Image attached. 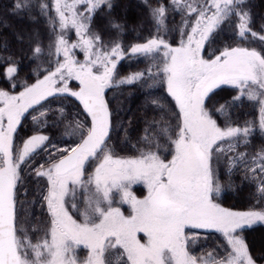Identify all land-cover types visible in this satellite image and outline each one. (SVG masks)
<instances>
[{
	"label": "snow or ice",
	"instance_id": "1",
	"mask_svg": "<svg viewBox=\"0 0 264 264\" xmlns=\"http://www.w3.org/2000/svg\"><path fill=\"white\" fill-rule=\"evenodd\" d=\"M142 2L156 35L126 49L119 39L125 26L117 19L107 21V27L117 34L107 44L93 28L101 9L111 13L113 0H52L51 4L44 0H14L15 14L34 8L47 18L54 32L58 22V33L48 45L49 55L56 60L44 69L42 78L34 83L21 82L22 90L18 92L0 88V264H257L244 232L264 226V147L250 157L237 147L247 146L256 128L264 133V23L259 31L253 30L249 0H168L167 4L156 0L155 7L148 0ZM53 10L54 17L49 15ZM170 10L180 16L177 46L160 35L161 31L168 32ZM228 24L235 38L259 43L260 49L225 45L206 58V46L211 49L222 27ZM70 28L78 37L75 43L67 39ZM0 47L7 52L6 43ZM75 49L83 52V61L76 58ZM43 51L37 42L31 50L32 58L39 59ZM126 56L159 59L160 63L117 80V65ZM0 66L4 68L0 75L15 90L19 62L12 55L0 56ZM145 76L153 80L149 87L166 86L178 108L175 127L164 124L158 128L159 135L171 146V159L153 150H140L135 157H119L109 147L113 110L105 98L106 89L136 84ZM73 81L78 82L75 89L70 86ZM221 86H230L237 95L217 101L209 110L206 102ZM242 97L256 102L259 119L233 126L227 120L228 105ZM68 98L78 102L79 111L88 119L85 122L73 117L70 124H65L61 133L64 146H59L39 130L49 127L51 109L44 102ZM152 104L163 110L158 99ZM30 109L39 115H31ZM55 111L63 119L51 127H59L68 119L63 106ZM26 113L38 130L17 148L16 136ZM214 116L225 117L224 125ZM156 124L154 121L149 127ZM142 140L156 149L162 147L148 129ZM41 152L47 153L45 163L32 168ZM229 152L235 155L227 157L228 172L247 165L245 178L256 181L259 207L236 211L214 202V194L221 191L215 166L221 155ZM90 161H95V168L85 179ZM22 174L46 179L40 207L48 219L35 243L29 229L18 221ZM138 183L147 186L143 199L131 191ZM78 190L87 196L81 221L70 214L67 206L77 207ZM114 192L121 204L129 206V215L113 207ZM69 197L70 201L66 199ZM31 229L36 231L34 225ZM211 232L222 234L226 240V254L221 258L212 252L197 255L191 250L207 240L206 234ZM141 233L146 237L144 242ZM81 246L87 249L83 259L77 255Z\"/></svg>",
	"mask_w": 264,
	"mask_h": 264
},
{
	"label": "trees",
	"instance_id": "2",
	"mask_svg": "<svg viewBox=\"0 0 264 264\" xmlns=\"http://www.w3.org/2000/svg\"><path fill=\"white\" fill-rule=\"evenodd\" d=\"M166 4L168 0H165ZM13 2L14 0H0V44H7V52L0 47V56L12 55L18 62L20 66V71L18 73L19 80L17 82V87L15 90L11 89L9 83L4 79L3 75H0V88L18 92L22 90L21 82L34 83L35 80L39 77L42 78L44 74V69L54 65L56 57L54 55H49L48 45L53 43L56 32L50 27L47 18L37 14L36 9H32L30 12H20L15 14L13 12ZM35 2V0H34ZM50 15V13H49ZM32 17H35L33 19ZM35 26V28H34ZM47 33H50L49 36H43ZM52 35V36H51ZM55 35V36H54ZM39 42L40 46L44 49L43 54L39 59H33L31 55V50L35 44ZM224 45V40H220V46ZM135 70V69H123L118 72L116 79L119 80L124 78L131 73L145 71ZM154 71L156 69H153ZM4 68L0 66V73H3ZM153 80L145 76L144 80L132 84L130 86L122 84L114 86L115 93L114 95L119 100L121 95L125 98V103H122V110L124 116L128 119H131L132 130L125 139L124 157H135L140 154V150H150V148L156 149L153 145H147L142 140L144 131L148 129L149 125L152 124L153 120L157 121V117L154 115L153 118H146L143 114L145 112L144 108L146 106V100H148L149 92L151 91V85ZM225 92L219 93L218 101L231 100L226 98ZM140 98L144 102H140L139 105H136V99ZM51 99V98H50ZM116 99V100H117ZM247 97H242L241 100L236 101L228 105V116L227 120L229 123L235 126H243L247 121H257L259 119V110L255 108L256 104H252V101H249ZM73 99H62L54 100L51 104L44 102L45 107L51 109L48 112L47 121L53 122L55 114H58L55 110L63 106L67 113L70 112L71 107L78 109V103ZM146 101V102H145ZM72 105V106H71ZM137 106V109L135 107ZM39 107V106H37ZM31 115L39 114L36 111L29 110ZM31 115L25 114L23 119L22 128H20L19 137L20 140L27 139L34 132L30 129L31 125ZM56 119V118H55ZM221 123L225 122V117L219 116ZM61 128L54 127L49 128L51 132L59 134ZM143 130V131H142ZM32 131V132H31ZM257 141V149L264 147V133H262L259 128H256L251 136L249 137L250 142L253 140ZM114 141V137H112ZM161 136L157 141L162 146L160 142ZM255 142H253L254 144ZM136 146H141L142 148L136 149ZM35 158L39 161V156ZM34 168L33 166H31ZM240 171H235L229 176L219 174V184L221 185V191L219 195H215V200L218 201L220 205L226 208L234 210H247L250 207L256 206L258 204V194L256 192V183L247 180ZM24 175V184L23 189L20 193L19 200L23 199V192L27 199L33 200L38 199L37 193L40 187L39 179H35L34 174H22ZM25 199V197H24ZM18 204V221H20ZM78 209L83 211L81 203H78ZM78 215V214H77ZM79 216V215H78ZM81 218V216H79ZM244 236L247 240V243L251 249L252 255L257 259V264H264V259L261 257L264 256V226H255L252 229L245 230Z\"/></svg>",
	"mask_w": 264,
	"mask_h": 264
},
{
	"label": "rangeland",
	"instance_id": "3",
	"mask_svg": "<svg viewBox=\"0 0 264 264\" xmlns=\"http://www.w3.org/2000/svg\"><path fill=\"white\" fill-rule=\"evenodd\" d=\"M134 1L139 2L142 0H113L114 7H113L110 14L107 12L106 9H101L96 14V17H95L94 22H93V28L100 33L102 40L105 44H107L110 40L117 38V34L113 30H111L110 28L107 27L108 19H113V18L117 19L120 23H122L125 26L124 27L125 30L122 34H120L119 39L123 42L126 49L130 45H133L135 43L144 42V40L146 39L148 34L156 35V29H155L154 23H153V26H148L149 29L147 31L142 30L145 28L146 15H142V18H140V19H142V23H139V20H136V25L132 24L133 18L131 16H129L128 19L126 18V20H124V18H122V19L120 18V11L121 10L118 8L119 6H117V5L119 3H123V2H134ZM44 2L51 4L52 0H44ZM165 4H166V1H165ZM50 15L54 17V10L52 12H50ZM122 16H125V12ZM223 27H225V26H223ZM34 28H35V26H34ZM167 29H168V32L166 35H170V36H165V33L163 31L160 32V35L165 36V38L173 46H177L178 42H179V34H177V35L175 34V36H174L171 33L172 27L168 28V26H167ZM134 31H135V33L133 34ZM146 32H147V34H146ZM56 33H58V22H57ZM130 33H131V35H130ZM49 35H50V33H47L43 36H49ZM66 35H67V39L69 40L70 43H75L78 39L74 29H71V28L68 29ZM226 38H227V36H217L216 37V43H214L212 45L211 49L207 48V46H206V49H205L206 58L208 57V55L212 51H214V48L220 46V40L221 39L224 40V45L220 46V48L225 46L227 44ZM233 45H236V42H234ZM238 45L240 46L239 42H238ZM74 52H75L76 58L78 60H81V61L84 60V54L81 50L75 49ZM120 62H122V60ZM120 62H119V64H120ZM117 74H116V76H117ZM152 84L153 83H151V85ZM77 85H78V82L73 81L70 86L75 89V88H77ZM124 85L130 86L128 84H122V86H124ZM111 89H106L105 98L110 103L116 104V106H114V108H116V110H114V114H115L114 131H113V137L115 139L114 144L116 146L118 144H120L121 146H124L126 144L125 139H127V136L129 135V133L132 130L131 119H128L126 116H124L122 114L123 113V110H122L123 104L122 103H125V98L121 95V97H119V100H118L117 97L114 95V93L110 92ZM224 92L227 96H229V95L231 96V94H229L228 92H226V91H224ZM71 99H73L72 101H74V98H70V100ZM116 99H117V102L114 101ZM154 99H158L163 106L165 104V108L163 110L156 107L157 108L156 111L158 112L157 121L156 120L152 121V122H154V121L157 122L156 126L151 127V128L148 127V131H152L151 134L155 135L156 139L158 140V138H159L158 128L159 127L163 126L164 124H167L168 126H170L172 128L175 127V125L177 123L176 116L178 113V108L175 106L174 99L171 98L167 94L166 86H164V85L156 84L154 87H151V91L149 92L148 100L152 102V100H154ZM206 103H207V107L209 108V110H212L211 102H206ZM254 107L258 109L257 104ZM34 115L38 116L39 114H34ZM55 115H56L55 116L56 119L54 118L53 122L48 121V124H49L48 128H40L39 130L43 131L44 134L49 135L52 138L53 143H57L59 146H64L61 133H63L65 131V124H70L73 117L80 119V120H83L85 122L87 121V118L84 115V113L79 111V107H78V109H76L73 106V107H71V110L68 113V119L63 120V123L60 124L59 128H61V129L59 130V134L57 135L55 133L56 131L51 132L49 130V128H51V129L54 128V127H51V125L53 123L59 121V120H62L63 118L60 117L59 114H55ZM214 118L217 119V122L220 123L221 126L224 125V123H221L219 116H214ZM22 124H23V122H22ZM233 126H235V125H233ZM22 127L23 126H21V129L23 130ZM30 129L34 132L33 134H35L38 130L37 125L33 121L31 122ZM19 131L20 130H18L16 140H15V145L17 148L21 147V141L23 140V139L20 140L21 138L19 137V135H20ZM257 141L258 140L254 139L247 146L240 144L237 147V151L246 152L249 154V157H250L251 155L255 154L256 152H258L260 150V149L256 148L257 147ZM263 141H264V139H263ZM160 142L163 143L162 140H160ZM253 142H255V143L253 144ZM112 143H113V140H112L111 144L109 145V147L112 145ZM158 143H159V141H158ZM111 150L115 151V150H117V147L111 148ZM150 150H153V148H150ZM170 152H171V146L167 143L166 138H165V159H171ZM114 155L119 156V157H123L124 154H123V152L118 151ZM233 155H235V153H233V152L227 153V156L221 155L219 164L215 166L218 169V175L222 174V175L229 176V174H232L235 171H240L243 173L242 175L245 177V168L247 167V165H244V164H241L238 168L233 169L231 171V173L228 172L227 157H230ZM37 156H39V161L34 159L33 164L31 165L34 168L38 164H44L45 163V157L47 156V153L41 152ZM35 158H37V157H35ZM45 167H47L46 164H45ZM94 168H95V161H90L89 164L86 165L85 179H87V177L92 174V172L94 171ZM250 175L251 174H249V176ZM36 178L37 177H35V179ZM247 180H250L251 182L256 183V181H254L252 179H247ZM39 183H40V187H39L37 197H36V198H39V200L38 199H33V200L27 199L26 196L24 195L25 193L23 192V199L20 200V206H19V208H20L19 209L20 225L24 228L29 229V235H30L33 243H35L37 241V239L42 235V232H40L39 229L46 226V221L48 219L47 215L43 213V209L40 207V205L42 203V201L40 200V194H41V192L46 193V179L40 178ZM131 191L135 195L137 194V196L139 197L138 199H143L147 195V186L145 184H142V183L134 184L131 187ZM24 197H25V199H24ZM66 199L70 201L71 197L66 198ZM86 199H87V196L84 195L83 191L78 190L77 195H76V200H75L77 207L72 208V207H70V205H67V206H69V211L77 210L79 202L81 203L83 210H84L85 206H86L85 205ZM213 199H214V202L218 203V201L215 200V194L213 196ZM113 207H119V208L128 209V210L130 209L127 204H121L120 203L119 195H117L115 192L113 193ZM232 210H234V209H232ZM236 211H240V210H236ZM129 214H130V211L127 213V215H129ZM33 225L35 226L36 231H33L31 229V226H33ZM139 235H140L141 241L144 242L146 240V237L144 236V234L141 233ZM206 235L208 237L207 240H201L197 245H194L192 247L191 250L193 251V253L197 254V255H206L208 252H212L213 255L216 256L217 258L223 257L226 254L225 250L227 248V243H226L225 238L222 236V234L217 233V232H211V233H207ZM77 255L79 256V258L83 259L84 255H87V249H84L83 246H81L77 250Z\"/></svg>",
	"mask_w": 264,
	"mask_h": 264
},
{
	"label": "flooded vegetation",
	"instance_id": "4",
	"mask_svg": "<svg viewBox=\"0 0 264 264\" xmlns=\"http://www.w3.org/2000/svg\"><path fill=\"white\" fill-rule=\"evenodd\" d=\"M163 2L165 3V0H163ZM148 3L150 5H152L153 7L156 6V0H148ZM249 3H250V6H251V12H252V15H253V30L259 31L260 25L262 23H264V0H249ZM117 6H119L118 8L122 11V12L120 11V18L121 19L124 18V20H126V18L128 19L129 16H131L133 18L132 19V24L136 25V20H139V23H142V19H140V18H142V15H146L145 28L142 29V30H146L147 31L149 29L148 26H153V21H152V19L149 16L148 8L145 7V5L143 4L142 1H139V2H137V1H134V2H123V3H119ZM124 12H125V16H122L124 14ZM179 24H180V16L177 13L172 12L170 10L169 14H168V19L166 21V25L168 26V28L172 27L171 33L174 36H175V34L176 35L178 34L176 29L179 27ZM124 30H125V28H124ZM134 33H135V31L133 32V34ZM146 34H147V32H146ZM130 35H131V33H130ZM153 35L154 34H148L146 39L150 38ZM165 36H170V35H166L165 34ZM217 36H227V38H226L227 39V41H226L227 44L226 45L237 46L238 42H239L240 46L255 47L258 50L260 49L259 43L248 44V43H244V42L239 41L238 38H235L234 29L231 26V24H228V25H225V27H222L221 31L219 32V34ZM234 42H236V45H233ZM217 48H220V46L214 48V51ZM159 62H160L159 59L153 60L151 58L144 57V56H126L125 59L122 60V62H120V64H118L117 69H116V73H115V78L117 77L116 74L118 72H120L121 70H123V69H126V70L127 69H132V70L133 69H135V70H139L140 69V70H143V69H148L150 67H153L154 64H159ZM153 69H155V68H153ZM109 89H111V88H109ZM114 89L115 88L112 87L110 92L111 93H115ZM224 91H226L229 94H231V96L230 95L229 96L225 95L227 99H229V97L231 99L233 96L237 95V92L234 89H232L230 86H221L220 89H216L215 93L213 95H211L210 102H211L212 109H213L214 106L217 105V101L219 100V96L217 97V95L219 93H221V92H224ZM136 100H137L136 101V105H139L140 102H144L140 98H137ZM114 101L117 102V100H114ZM146 101H145L146 102V106L144 108L145 112L143 113L145 115V117L146 118H148V117L149 118H153L154 115L157 117L158 116V112L156 111V109H157L156 106L153 105L151 101H149V100H146ZM252 102H253L252 104H256V102H254V101H252ZM109 106H110V109L113 110V130L111 131L110 140L108 141V143L110 145L111 144V139L113 137V131H114V121H115L114 110H116V108H114V106H116V104L109 102ZM164 108H165V104L163 106V109ZM135 109H137V106L135 107ZM122 114L124 115V113H122ZM151 132L152 131H148L149 135H152ZM143 133L145 135V131ZM161 140L163 142L162 143V147L160 149H158V150H154L153 149V151H158V153L161 155V157L165 158V138L161 136ZM114 143L115 142L113 141L112 145L110 146V149L117 147V150L113 151V154H116V152H118V151L119 152L121 151L124 154L125 147L121 146L120 144H118L116 146ZM140 148H142V147L141 146H136V149H140ZM123 157H124V155H123ZM135 196L137 198H139L137 196V194ZM120 209L126 216H127V213L130 211V209L129 210L128 209H123V208H120ZM78 210L79 209H77L75 211L71 210L69 212H70V214L73 215V217L75 219H77L78 221H81L83 218L80 215V212H82V211L81 210L78 211ZM77 214L79 216H81V218ZM85 256L86 255H84V257Z\"/></svg>",
	"mask_w": 264,
	"mask_h": 264
},
{
	"label": "water",
	"instance_id": "5",
	"mask_svg": "<svg viewBox=\"0 0 264 264\" xmlns=\"http://www.w3.org/2000/svg\"><path fill=\"white\" fill-rule=\"evenodd\" d=\"M110 134H111V132H110Z\"/></svg>",
	"mask_w": 264,
	"mask_h": 264
}]
</instances>
